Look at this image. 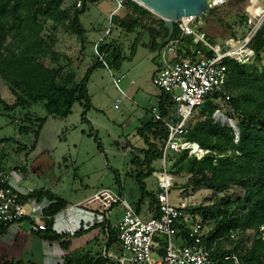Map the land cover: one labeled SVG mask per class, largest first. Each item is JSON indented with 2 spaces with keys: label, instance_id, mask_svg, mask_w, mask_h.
<instances>
[{
  "label": "rangeland",
  "instance_id": "obj_1",
  "mask_svg": "<svg viewBox=\"0 0 264 264\" xmlns=\"http://www.w3.org/2000/svg\"><path fill=\"white\" fill-rule=\"evenodd\" d=\"M83 3L84 0H63L61 9L66 13L65 26L56 25L52 20L39 16L43 25L42 36H50L53 39L55 52L54 55L39 56V60L49 67H63L64 71H73L81 79L86 70L100 60L97 45L99 47L102 42L113 41L120 46L125 56L121 68L127 77L120 86L122 90L129 91L130 98L127 99L123 93L114 91L113 76L122 74L119 69L111 67L110 71L106 65H100L94 69L87 84L92 101V106L86 110L85 116L90 119L89 122L83 117L85 108L80 102H77L72 113L64 118L49 116L40 104L8 110L5 105H14L16 97L0 75V165L15 169L24 177L23 186L27 193L45 188L71 202L67 208L71 210L70 217L54 218L53 225L56 232L67 235L65 239L71 241L69 247H64L59 241H50L38 232L30 231V220L18 222L10 226L7 232L0 233V264L5 260L13 263L21 261L20 264H67L68 258L80 257L88 251L92 254L103 252L106 247L105 233L100 226L93 227V224L102 218L101 213L98 209L85 207L84 203L102 187H110L119 192L117 174L121 179L124 197L133 206L139 207L140 190L136 175L141 170H147L144 149H147L148 145L136 134V129L151 117L142 106L154 102L151 94L157 89L150 79V74L156 62L159 64L161 61L157 49L152 50L148 44V34L144 37L140 34L142 28L136 32H128L119 24L120 21L128 19V4L136 5L135 0L88 2V9L80 16L87 31L80 36L70 27L75 11L82 9ZM263 8L259 0H230L226 5L209 7L203 14L206 21L204 31L214 41L228 36L239 39L244 33V21L241 19L247 16L245 9L250 14L258 15ZM132 14L134 17L138 16L137 13ZM160 19L163 18L152 13V18L148 17V23L161 26ZM261 31L264 32V21ZM19 48V43L10 47L11 50ZM249 63L258 65L256 71L249 69V73L263 75L264 48ZM131 77L136 81L133 85L129 84ZM139 86L142 88L138 90ZM136 90L139 94H136ZM117 98L121 99L120 109L115 108ZM212 101L217 106L212 116L214 121L227 125L223 124L220 114L230 117L234 114L232 107L221 97L213 98ZM140 113H144L142 119ZM207 116L208 112L204 107L199 108L192 119V125L196 120ZM40 118H44L45 122L35 142V131L39 127ZM234 122L236 123L235 119ZM22 128H29L30 131ZM149 138L157 153L153 157L152 165L155 172H160L163 170V162L158 155V149L163 139L151 133ZM181 155L182 152L171 153L166 162L167 169L174 178L170 191L172 204L186 203L196 209L204 208L219 203L223 196L235 197L243 193L240 185H233L227 190L196 187L190 174L184 171L175 172L179 168L177 160ZM33 166L39 167L40 172H34ZM156 175L152 174L145 180L148 189L154 193L158 190ZM47 204L48 201L43 200L40 206ZM154 205L152 199L147 198L141 205V216H148V209ZM235 207L236 204L232 206L233 209ZM122 212V207L116 205L111 215L114 218ZM197 215L203 219L201 213L198 212ZM204 224L210 231L214 218ZM81 228L84 232L79 237L74 236ZM239 237L249 246L254 231L249 230Z\"/></svg>",
  "mask_w": 264,
  "mask_h": 264
},
{
  "label": "trees",
  "instance_id": "obj_2",
  "mask_svg": "<svg viewBox=\"0 0 264 264\" xmlns=\"http://www.w3.org/2000/svg\"><path fill=\"white\" fill-rule=\"evenodd\" d=\"M90 1L98 0H84L82 9L74 13L70 28L80 36L87 31L80 16L86 12L87 3ZM62 3L63 0H0V75L16 97L14 105H5L8 110L40 104L49 116L64 118L68 117L74 105L80 102L85 108L83 117L87 120L86 110L92 106L87 84L94 69L100 65L120 69L125 56L120 46L113 41L102 42L99 52L104 55V59L100 58L90 66L81 79L73 71H64L63 67H49L39 60V56L55 54L53 39L50 36H42L43 25L39 16L52 20L56 25L65 26L66 13L61 9ZM135 4H128V19L120 21L119 24L128 32H136L139 28L148 29L152 36L148 44L155 50L168 35V30L163 26L164 20L160 19L161 26L157 25L159 30H156L153 28L156 24L148 23L152 12L140 4ZM132 13H137L138 16L134 17ZM180 32L178 23H175L172 37L179 36ZM18 43L19 49H10ZM190 43L187 39L183 48L190 49ZM252 47L257 51V55L264 48V32L261 28L253 39ZM256 66V63H227L223 90L211 94L201 106L208 112V116L196 120L193 125L191 120L186 134L187 140L197 142L209 152L197 159L185 151L177 160L179 168L175 172L184 171L190 174L196 187L227 190L233 185H240L243 189V193L235 197L223 196L217 204L197 209L190 206L187 208L195 214L201 213L203 224L214 218V225L206 239L211 255L210 264H264V72L263 75L248 72L249 69L256 71ZM218 97L227 100L232 107L234 114L230 115V118L236 120L240 130L239 138L236 137L233 127L214 121L212 116L217 106L212 99ZM159 111L162 119H155L153 116L137 129V134L143 138L148 148L144 149L147 170H141L136 175L140 199L139 207L135 208L139 213H143L141 205L147 198H151L155 205L148 209V216L154 217L159 216L157 192L150 191L145 181L156 171L152 164L157 153L149 133L159 135L164 143L168 136L166 122L175 121L173 101L163 91L160 95ZM44 122L45 119L40 118L39 127L35 131V142ZM22 130L30 131L29 128ZM161 146L158 149L159 156ZM99 147L101 148L100 143ZM116 182L120 187V195L124 197L119 174L116 175ZM19 197L22 201L47 200L48 204L42 210L47 228L36 232L50 241H59L66 248L70 246L71 241L65 239L67 235L58 233L53 228L55 216L70 205L66 198L45 188L20 193ZM234 204L235 209L232 208ZM107 222L108 219H105L93 224V227L100 226L104 233H107ZM9 227L10 225L0 226V233L7 232ZM249 230L254 231V237L248 246L239 235ZM83 232L84 229L81 228L74 236L79 237ZM108 234L106 248L110 249L114 246L116 232L108 229ZM20 263L21 261L13 263L5 260L2 264ZM67 264L117 263L103 252L92 254L88 251L80 257L68 258Z\"/></svg>",
  "mask_w": 264,
  "mask_h": 264
},
{
  "label": "built area",
  "instance_id": "obj_3",
  "mask_svg": "<svg viewBox=\"0 0 264 264\" xmlns=\"http://www.w3.org/2000/svg\"><path fill=\"white\" fill-rule=\"evenodd\" d=\"M230 0H208L210 8L226 5ZM263 4L264 0H259ZM121 5V4H120ZM243 18L244 33L241 38L228 36L214 41L204 31L206 21L203 15L181 19L178 23L180 35L172 37L158 52L160 63L153 74V84L167 93L173 101L174 122H166L168 136L161 146L163 170L158 172V211L159 216H141L135 206L110 187H102L85 201L84 206L99 210L105 221L106 240L108 229L116 232L114 246L105 247L103 254L117 264H210L211 255L206 244L209 231L199 216L187 208L186 203L174 205L170 201L173 176L166 162L171 153L188 151L201 159L208 149L197 142L186 139L188 125L197 110L213 93L224 88L227 63L236 61L241 64L251 62L257 55L252 42L264 21V8L258 14ZM244 16V15H243ZM108 30L107 34H109ZM190 40V49L183 48ZM97 53L101 60L104 55ZM108 67V66H107ZM109 68V67H108ZM111 71V69L109 68ZM125 75L114 77V91L123 93L120 83ZM121 101L116 99L117 105ZM155 119H162L159 110L153 111ZM17 171L0 165V226L14 225L29 218V230L41 231L47 228L43 208L28 211L36 200L22 201L11 181ZM121 206L123 212L116 217L111 213L114 207ZM99 216V215H98ZM97 216V218H98ZM234 234H232V237Z\"/></svg>",
  "mask_w": 264,
  "mask_h": 264
},
{
  "label": "water",
  "instance_id": "obj_4",
  "mask_svg": "<svg viewBox=\"0 0 264 264\" xmlns=\"http://www.w3.org/2000/svg\"><path fill=\"white\" fill-rule=\"evenodd\" d=\"M140 5L152 13L160 16L164 20V29L168 30V35L161 40L157 50L161 49L164 44L168 43L173 36L175 22L184 17L203 15L208 9V0H135ZM156 30V26H153ZM223 116L222 114H220ZM227 121L223 120V124H227L235 130L236 137H240V130L234 120L225 116Z\"/></svg>",
  "mask_w": 264,
  "mask_h": 264
},
{
  "label": "crops",
  "instance_id": "obj_5",
  "mask_svg": "<svg viewBox=\"0 0 264 264\" xmlns=\"http://www.w3.org/2000/svg\"><path fill=\"white\" fill-rule=\"evenodd\" d=\"M152 18V17H151ZM153 26H156L157 28H159L157 25H153ZM159 30V29H158ZM140 34H143V37L144 36H146V34H148V36H149V40H151L152 39V36H151V34H150V32L148 31V29H144ZM151 48V47H150ZM157 48H158V46H157ZM156 48V49H157ZM152 49V48H151ZM153 50V49H152ZM124 55V54H123ZM134 55V54H133ZM158 65L159 64H157V62H156V66L155 67H153V69H152V72H151V74H150V79H151V81H152V77H153V74H154V72L156 71V69H157V67H158ZM122 66H120V69L118 70L120 73H122V68H121ZM111 69V68H110ZM122 74H124L125 75V78L127 77L126 76V74L125 73H122ZM124 78V79H125ZM136 83V81H135V79H134V77H131V80H130V82H129V84L130 85H133V84H135ZM152 83H153V81H152ZM154 85V84H153ZM155 86V85H154ZM156 87V86H155ZM142 88V86H139L138 87V90L139 89H141ZM156 91L154 90L153 92L154 93H152L151 95L153 96V98H154V102L153 103H149V105H147V106H142V108L145 110V112L146 113H150V115H151V117L148 119V120H146V121H144V122H147V121H149L153 116H154V114H151V113H153V111L154 110H159V101H160V95H161V90L158 88V87H156ZM138 90H136V94H139V91ZM126 96V98L127 99H129L130 98V95H129V91L126 89H123V96ZM151 101V100H150ZM115 108L116 109H120V106L119 105H117V103L115 104ZM140 115V119H142V117H143V115H144V113H140L139 114ZM87 116V115H86ZM87 118V120L89 121L90 119H88V117H86ZM144 122H142V123H144ZM142 123H141V125H142ZM140 125V126H141ZM139 127V126H138ZM138 127H137V129H138ZM137 129H136V134H137ZM138 135V134H137ZM139 136V135H138ZM141 139H143L141 136H139ZM144 141V140H143ZM33 171L34 172H36V173H39L40 172V168L39 167H34L33 166ZM18 173V172H17ZM158 174V172H154L153 174ZM24 177H22V175H20L19 173L18 174H16L15 176H13L12 178H11V181H12V183L14 184V186L16 187V189H17V191H19V192H22V193H27V190L25 189V187L23 186V183H24ZM146 180V179H145ZM151 190V189H150ZM96 192H94V194H95ZM93 194V195H94ZM93 195H91L89 198H91ZM40 203L41 202H37V204H32V207H29V209H28V211H32L33 209H37V211H40V210H42V208H43V206L41 207L40 206ZM69 203L71 204V202L69 201ZM70 211L71 210H68V209H66V210H63V211H61L60 213H58L56 216H55V218H62L63 217V219L65 218V217H70V215H69V213H70ZM29 220V218H27L26 220H22L21 222H27ZM20 222V223H21Z\"/></svg>",
  "mask_w": 264,
  "mask_h": 264
},
{
  "label": "bare ground",
  "instance_id": "obj_6",
  "mask_svg": "<svg viewBox=\"0 0 264 264\" xmlns=\"http://www.w3.org/2000/svg\"><path fill=\"white\" fill-rule=\"evenodd\" d=\"M182 19H187V17H184ZM221 116V115H220ZM221 119H223L224 121H227L226 117L225 116H221Z\"/></svg>",
  "mask_w": 264,
  "mask_h": 264
},
{
  "label": "flooded vegetation",
  "instance_id": "obj_7",
  "mask_svg": "<svg viewBox=\"0 0 264 264\" xmlns=\"http://www.w3.org/2000/svg\"><path fill=\"white\" fill-rule=\"evenodd\" d=\"M161 33H163V32H161Z\"/></svg>",
  "mask_w": 264,
  "mask_h": 264
}]
</instances>
